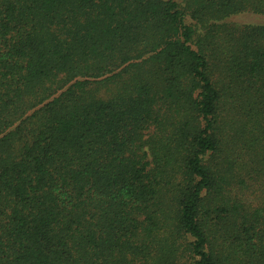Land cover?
<instances>
[{
	"label": "trees",
	"instance_id": "1",
	"mask_svg": "<svg viewBox=\"0 0 264 264\" xmlns=\"http://www.w3.org/2000/svg\"><path fill=\"white\" fill-rule=\"evenodd\" d=\"M262 17L0 0V264H264Z\"/></svg>",
	"mask_w": 264,
	"mask_h": 264
},
{
	"label": "rangeland",
	"instance_id": "2",
	"mask_svg": "<svg viewBox=\"0 0 264 264\" xmlns=\"http://www.w3.org/2000/svg\"><path fill=\"white\" fill-rule=\"evenodd\" d=\"M261 16H262V15H261ZM261 16H258V15H257L256 17H261ZM262 18H264V17H262ZM236 19H237L238 21H245L244 19H247V20H248L249 18H248V17H243V18H240V17L237 18V17H236Z\"/></svg>",
	"mask_w": 264,
	"mask_h": 264
}]
</instances>
